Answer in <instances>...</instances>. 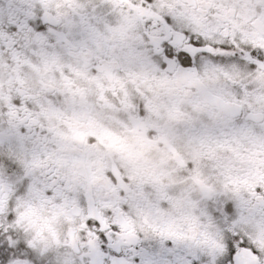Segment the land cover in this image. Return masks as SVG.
<instances>
[{
  "label": "clouds",
  "instance_id": "1",
  "mask_svg": "<svg viewBox=\"0 0 264 264\" xmlns=\"http://www.w3.org/2000/svg\"><path fill=\"white\" fill-rule=\"evenodd\" d=\"M264 264V0H0V264Z\"/></svg>",
  "mask_w": 264,
  "mask_h": 264
},
{
  "label": "snow or ice",
  "instance_id": "2",
  "mask_svg": "<svg viewBox=\"0 0 264 264\" xmlns=\"http://www.w3.org/2000/svg\"><path fill=\"white\" fill-rule=\"evenodd\" d=\"M242 248L243 245L236 250L229 251V264H260V261L254 255L246 250L241 251Z\"/></svg>",
  "mask_w": 264,
  "mask_h": 264
}]
</instances>
